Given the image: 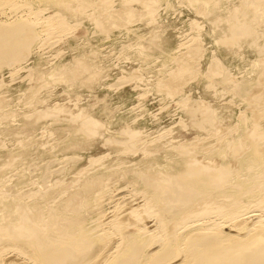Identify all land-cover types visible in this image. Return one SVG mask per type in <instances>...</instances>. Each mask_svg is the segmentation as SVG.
Listing matches in <instances>:
<instances>
[{"label":"rangeland","instance_id":"rangeland-1","mask_svg":"<svg viewBox=\"0 0 264 264\" xmlns=\"http://www.w3.org/2000/svg\"><path fill=\"white\" fill-rule=\"evenodd\" d=\"M99 1L101 0H98V2L96 0L90 5L92 0H88V2L86 0L84 13L80 15L71 14L70 12L64 13L56 6L50 7L51 5L37 4L40 7L44 6L46 8L42 7L43 9L41 12L47 10V13H42L41 17H50L51 15H56L58 12L61 17L66 18V22H68V25L70 26L68 27L69 29H65V31L68 32V35L64 30L63 32L66 34L61 32L63 37L62 40L60 39V35V37H56L57 34L60 33L58 29L59 32L55 31V33H57H54V35L51 36L53 40L56 38L55 41L46 37V40L44 41L45 43L42 41L45 39H43V37L47 36V34L44 35L47 32L43 27H40L41 21L38 22L37 20L35 22L33 19H29L22 24V27L12 28V25L19 19L21 14L19 12L17 13L16 10L9 9L4 12V15L2 14L0 16L1 19H5H2L1 21H7V24L10 23V25H7L8 28L0 27V34L4 32V36L0 38V142H2V145L0 144V172L2 174L1 177L6 175L7 178L9 177L10 172L12 173L10 174L11 176L14 174L12 171H16L17 173L18 171L23 170L28 178V188L39 187L40 189H44V187L49 186V183L51 185L53 183L52 181L55 183L58 179L60 180L62 178V180H60L62 184L68 183V181L76 178L78 175L77 173L82 170H85L86 172L89 170L91 171L93 165H90V162L92 158L104 159L101 160L102 162L100 161L101 163H99L98 160L97 162H91V164L96 163V168L94 165L92 171L93 169L98 170L103 166L99 165L104 161L103 164L105 165L102 169L107 168L106 171L104 170L105 174L108 171L111 175H103L104 179H102L101 183H112L114 181L113 184H115L116 187L114 192H117L116 194L112 192L113 195L109 198V202L106 201L105 203V206L107 207L106 209L110 211L115 204L116 206L119 203V205H121V203L124 205L128 200L129 202L132 200V202L141 200L138 196L139 193H137L141 188H139L140 186H138L137 182L133 184L136 187L130 186V184L129 186L124 184L123 188V182L119 180V178L123 173L128 172V168L130 169V167H137L138 164H143L144 160L146 161V157L147 159L153 157L156 158L159 166L163 168L166 167L167 170V164L176 160L177 156L179 157L180 155H183L181 150V154L179 153V149L183 147V149L186 150L189 146L190 148L188 149H191V151L187 149L189 153H187L188 156L185 154V157L191 160L190 162L199 157L201 158V161L200 158L198 159L200 162H203L204 160L209 161V159L214 158L215 156L217 160L224 159L225 161L231 162L229 161L228 156V160L226 157H223V154L225 153L224 151L227 152L230 149L225 150V148H223L225 146L222 145L232 139L235 140L241 133L243 135L246 133L245 129H239L238 131L236 129L238 124L242 125V120L245 116L248 113L251 114L249 110L252 102L248 101L246 91L252 92L255 89L257 83L254 84V82L257 80L256 77H259L256 75H260L259 67L264 64V7L258 10V18L254 23L252 22L257 33V35L255 33L253 36L256 40L253 41V37L241 38L238 43L235 44L236 46H231L230 44H218V42L227 40L231 37L229 25L232 22L233 16L237 14L236 12L240 11L242 0H220L219 4L217 6L215 5V8L210 6L209 0H158L157 3H154L155 5L153 4L155 7L152 9L153 11L151 10L153 14L151 13L149 16L146 15L147 8L144 3H151L154 0H108L109 3L114 2L113 5L111 4L112 7L110 9H116L117 11L105 12L102 17L104 16V19L108 20V22L110 18L114 16V18H119L121 21L129 23L126 25L122 23L120 26L118 25L116 27L112 24V28L110 25L109 28L104 31L97 29L93 20L99 15V10L102 9ZM94 4L97 5V7ZM244 8L246 10L249 7L245 6ZM129 9H132L130 11L133 12V16L132 14L130 16V21L126 19ZM234 9L239 11H234ZM90 11H92L93 14ZM88 13L89 15H87ZM47 14L49 16H47ZM22 15L24 16L26 14L24 13ZM23 16L22 18L24 19V17L26 18L28 15ZM71 16L72 18L70 19ZM85 16H87V18ZM67 18L70 22L67 21ZM10 20L13 22H8ZM29 22L35 23H33L34 25H31L32 23ZM70 23L73 25V28H71L72 25ZM74 24L77 26L76 28ZM26 27L29 28L26 30ZM42 29L44 31H42ZM28 30L29 33H25L28 32ZM64 35H66V37ZM32 36L34 37L32 38ZM22 37H25L26 39ZM12 38L19 39L23 43V48L16 58H9L8 56H5L3 52L8 48V41ZM39 40L41 41L39 42ZM182 43L185 45H190L191 43L199 47L198 56L195 58L196 62L191 64V69L189 68L190 70H193V73L185 81L182 80L184 82L183 84L182 81H174V69L176 68L175 66H177L176 62L178 63L177 56L180 57V54L184 51L182 48L184 45ZM258 45L261 49L259 52L257 50ZM256 58H262L259 67L256 64ZM218 61H221V66L223 65L222 67H224V70H227V72L230 73L229 78L232 77L231 80L229 78L227 81L226 79L223 80L221 76L213 75L210 72L211 65L213 66L216 62L219 63ZM76 62H81L85 68L81 65V68H75V73L71 75L70 72H68V67H71ZM31 66H34V68L32 69ZM24 67L28 68L25 69ZM22 68L24 69L22 70ZM10 70L15 73H12L13 75H11ZM25 70H27V73ZM217 71L218 73L222 72L220 69H217ZM38 72L41 73L36 74ZM28 73H32V75ZM235 79L237 80L234 81ZM228 80L229 82L233 81V83H229ZM70 81H74L75 83H71ZM242 84L246 87H250L248 88L250 90L241 91L238 89ZM165 85L168 88L165 87ZM160 87H163L164 90L167 88L166 90L169 92L161 90ZM236 87L237 89H235ZM1 98H4L3 102ZM263 102L264 101H261L260 106H262ZM195 106H198L199 108L197 107V109ZM192 108H194V110ZM189 110L190 112H188ZM41 111L55 113L57 119L56 117L46 119L50 118V116L44 118V120H42L43 118H36ZM82 111L83 113L85 112L84 115ZM191 111H193L192 114ZM29 113L32 116H30ZM212 113L214 115L210 117ZM8 114L9 116H7ZM79 114L83 117L85 116V120H88L87 122L98 121L97 125L99 131L97 134L87 138L81 137L79 130H77V133L76 131L71 132V126L73 125L71 122L73 121H70L69 124V118H65V115L66 117L74 118L75 115L79 116ZM200 114L204 115L200 116ZM193 115L196 117L193 118ZM209 119H211V122ZM261 119L260 122L262 123ZM34 120L36 122H34ZM7 123L9 124L7 125ZM65 125H67L68 128L67 126L65 128ZM102 126H104V128H102ZM213 127L216 128V131H214ZM47 128L49 129L47 130L48 132L45 130ZM129 128L137 130L139 134L137 137V145L140 146L135 145V150H137L133 153L127 152L126 146L128 145H118V141L115 140V138L117 140L121 138L123 139L124 135H122L121 130ZM227 128L230 129L225 131ZM51 129H54V132L52 130V133H49ZM57 129H59V131ZM211 131L213 132L211 133ZM64 132L66 134H64ZM119 132L121 133L119 134ZM215 132L222 136L229 132L230 134L228 135L230 137L226 135L229 138L225 136L222 138L219 136L220 138H217L215 137ZM159 133L162 134L160 135ZM233 133L234 135L236 134L235 138ZM107 137L110 139H107ZM209 137L213 138L209 139ZM214 137L217 139L215 140ZM224 137L225 139H223ZM169 139L171 141H169ZM220 139L222 143H219ZM205 140L208 142L206 143ZM224 140L226 141L224 142ZM21 141L23 144L25 143L27 148L22 146V143L19 144ZM153 141L155 142L154 144ZM168 141L169 143L171 142V144H168ZM3 143L4 145L6 144L5 147H3ZM181 143L186 144L185 146H182ZM194 143L204 145L205 148L208 144V153H206L204 146H201L203 147L201 148L198 144L197 146L193 145ZM76 144L78 147L76 146V148H72ZM177 144L179 145L177 146ZM215 144L217 148H214ZM220 144L222 147L218 146ZM171 145L175 146L174 149ZM32 146L34 148H32ZM20 147L22 148L20 149ZM178 147L180 148L178 149ZM209 147L214 150L211 149L212 151H210ZM175 148L177 150H175ZM139 150L140 153H138ZM149 150L153 152H150ZM144 152L148 154H145ZM168 152L171 155L168 154ZM230 152L231 154L233 153L230 150L226 155ZM64 155L68 158L65 159ZM202 156L204 157L202 158ZM62 157L64 159H62ZM10 159L12 162L15 161L14 164L17 167L14 164L11 168L4 167V165L6 166L5 163H8ZM72 159H75V161H71ZM232 162L231 165L234 164ZM97 163L99 165H97ZM138 167L141 166L138 165ZM29 169L31 172H27ZM125 169L127 171H125ZM36 170L37 172L38 170H42V172L37 173ZM114 170H116V172ZM58 171H61L60 174ZM64 172L65 174H63ZM74 172L77 175H75ZM34 175L38 176L35 178ZM128 176L132 181L136 180V176H134L133 172L129 173ZM64 177L68 178L66 179ZM56 178L57 181H55ZM116 182H119V184L122 185L119 186ZM31 183L35 186H32ZM11 184L12 183H8L6 185L8 186ZM36 184L39 186L36 187ZM100 187L102 188L101 185L96 187L93 194L101 191ZM130 188L131 190L134 188V190L131 191ZM130 193L133 194L131 195ZM130 197L132 200H130ZM118 200H120L119 203ZM129 228L136 233L134 227L130 226ZM92 259L96 258L93 256ZM91 261L93 264L96 260Z\"/></svg>","mask_w":264,"mask_h":264},{"label":"bare ground","instance_id":"bare-ground-1","mask_svg":"<svg viewBox=\"0 0 264 264\" xmlns=\"http://www.w3.org/2000/svg\"><path fill=\"white\" fill-rule=\"evenodd\" d=\"M85 1L86 0H0V16L2 14L4 15V12L9 9L16 10L17 13L19 12L21 15L25 13L26 15L29 16V18L28 16L25 18L24 16L26 15L24 16L22 15L24 17L23 19L22 16L19 14L20 15L19 19L14 22L12 28L22 27V24L27 22V20L29 19H33V21L35 22L38 20V22L41 21L40 27H43L44 30H46L47 32V33L44 32L45 34L43 33L44 35L47 34V36L43 37V39L44 38L45 39L42 42L46 40V37H49L50 39L51 36L54 35L55 31L57 32L60 31V33H58L57 36L56 35L55 36L56 37L61 36L60 39L62 40L63 37L61 34L64 33L63 30L65 31V29H69L68 27H70L68 25L69 23L66 22V18L61 17V15L58 14V12L56 13V15L53 16L51 15L50 17H41L42 13H47V10L41 12V10L43 9L42 7L44 6L40 7L37 4L51 5L50 7L56 6L59 7L60 10L63 11L64 13L70 12L71 14L80 15L84 13V9L86 6ZM95 1L96 0H92L90 5L93 4ZM157 1L158 0H154L151 3H147V2L144 3L146 5L145 7L147 8L146 15L149 16L152 13L151 10L155 5L154 3H157ZM219 1L220 0H209L210 6L215 8V5L217 6L219 4ZM99 4L101 5L102 9L99 10L100 13L98 11L99 15H97V17L93 19L97 29L104 31L107 28H109L110 25L112 28L113 26L112 24H114L115 25L114 27H116L118 25L120 26L122 23L125 25L129 23V22L126 23V21L125 22L121 21V19L119 18H114V16L111 17L108 22V20L104 19L105 17L104 16L102 17V15H104L105 12L117 11L116 9L115 10L110 9L114 4V2L109 3L108 0H101L99 1ZM95 6L97 7V5ZM245 6L246 7L248 6L249 8L245 10L244 8ZM262 7H264V0H242L241 2L242 10L241 8L240 11L234 9V11L236 10L239 12H236L237 14L233 16L232 22L229 25V32L231 34V37H229L227 40L218 42V44H230L231 46L232 45L234 46L236 43H238V41L241 38L253 37L256 33L253 23L258 18L257 15L259 13L258 10ZM130 10L132 9L128 10L129 13L127 14V18H126L128 21H130L131 19L130 16L133 13ZM48 14L47 16H49ZM87 15H89V13ZM85 17L87 18V16ZM68 18L67 21H69ZM71 18L72 16L70 17V19ZM2 19L0 18V21ZM11 20L8 22L12 23L13 21ZM33 23L31 25H34ZM7 25H10V23L7 24V21L0 22V27L2 28H8ZM76 27L77 26H75V28ZM27 28L29 27H26V30ZM71 28H73V25L71 26ZM44 30L42 29V31ZM25 33L28 34L29 30L28 32ZM66 33L68 35V32ZM2 36H4V32L0 34V38ZM64 36L66 37V35ZM33 37L34 36H32V38ZM55 39L53 40L51 38V40L53 41H55ZM255 40L256 38L253 37V41ZM40 41L41 40H39V42ZM8 44H9L8 48L3 51L4 55L8 56L9 58L10 57L16 58L23 48V43L19 39L12 38L8 41ZM182 44L184 45V47L182 46L184 51L182 52V54H180L181 55L180 57L177 56L178 63L176 62L177 66H175L176 68L174 69V78H175V79L173 78L174 81H182V80L185 81L187 78H189L190 75H192L193 70H190L191 69L190 66L191 64L196 62L195 58L198 56L199 53L198 51L199 47L196 46L195 44L194 45L191 43L190 45H185L184 43ZM257 50L258 52L261 51L259 45L257 47ZM261 59L262 58H258L256 61L258 67L260 65ZM218 62L219 63L217 62L214 63L213 66L211 65L210 72L213 75L221 76L223 80L226 79L227 81V79L230 77L229 75L230 73H228L227 70H224V67H222L223 65L221 66V61ZM81 65L83 66V68H85V66L81 62H76L72 66L70 65L71 67H68V72H70L71 75L74 74L75 68H81ZM28 67H24V68L26 69ZM24 68H22V70ZM33 68L34 66L32 67V69ZM216 68L220 69V71L222 72L218 73ZM259 68H260V72H259L260 75H256L259 77H256L257 80L254 82V84L257 83V86L252 92L246 91L247 94L246 97L248 98V101L252 102L251 108L249 110L251 114L248 113L245 116V118L242 120V125H239L237 123L238 127L236 130L238 131L239 129L240 130L245 129L246 133L244 135L241 133L240 135L237 136L235 140L234 139L230 140L231 139L230 138L229 139L230 141H227L225 144L223 143L222 145L225 146L223 147L225 148V150L230 149L233 152L232 154L230 152L228 155H226L230 150H228L227 152L223 150L225 152L223 154V157L224 158L226 157V159L229 157V161L231 162L233 161L232 162L234 163L233 165H231V162L225 161L224 159L217 160L215 158L216 156L214 158L209 159V161L204 160L206 162L204 161L200 162L201 158L199 157L200 161H198L199 158L197 159L195 157L196 159L190 162L191 160H189L185 156L187 155V153H189L188 150L191 151V149H188L190 148L188 146V148H186V150L187 149L188 150L186 151L182 147L185 146L186 143L185 144L181 143L182 148L179 149L180 147H178V149H179V153L181 150V153L183 155H180L179 157L177 156L176 160H173L175 159L173 158L172 159L173 161L170 163L168 162L169 164L166 165L168 166L167 170L166 167L163 168L159 166V164L156 161V158L154 157L148 159L146 157V161L144 160V163L143 164L141 163L142 165L137 163L141 167H138L137 165V167L136 166L130 167V169L126 168L128 172L123 173V175L120 176L119 178V180L123 182V185L122 184L121 185L122 187L124 186V184H127L126 186H129V184L130 186H135L133 184L137 182L141 190L139 189L138 192L136 190V192L139 193L138 196L141 200L132 202L133 200L130 197V200L132 201L129 202L128 200L126 204L124 203V205H122L123 203L119 205L120 200H118L119 204L117 206L115 204V206H113L112 209L110 208L111 209L110 211L106 209L107 207L105 206L106 205L105 203L106 201L109 202L108 201L109 198H111V196L113 195L112 192L115 191L116 187L115 184H113L114 181L112 183L110 182L106 183L105 182L106 179H105L104 180L105 183H101L102 179H104L103 175L108 176L110 174V172L108 171L106 172V174L108 175L105 174L104 170L106 171L107 168L102 169L103 166L105 165L103 164L104 161L100 165L97 163V165L99 166L103 165L98 170L93 169L92 171V167L94 165L96 168V163L91 164V162L92 163L97 162L98 160L99 163H101L102 162L101 160L104 159L92 158V160L90 159L91 160L90 165H93L91 167V171L89 170L88 172H86L85 170H82L81 172L77 173L78 175L74 172L75 175H77V177L71 181H68V183L62 184V182H60L62 178L60 180L58 179V181L56 178L55 181L57 182L54 183V181H52L53 183L51 185L49 183V186L47 184L48 187H44V189L43 188L40 189L38 187L39 186L38 184H36L37 185L36 187L38 188L35 187L28 188L27 187V183H29L28 178L23 170L18 171L17 173L16 171L15 172L12 171L14 174L10 176V174H12L10 172L9 177L7 178L6 175L1 177L2 174L0 172V264H92L91 260H96L93 264H264V105H263L264 102L262 103V106H260L261 101H264V64ZM25 71L27 73V70ZM12 73L14 74L15 72H11L10 74L13 75ZM39 73L41 72H38L36 74ZM207 73H208V69H207ZM28 74L32 75V73H28ZM229 79L231 80L232 77ZM237 79H235L234 81H236ZM230 82L233 83V81ZM183 83L184 82L182 81V84ZM165 87L167 86L165 85ZM160 88L161 90L165 91L168 87L165 90L163 87ZM248 88L250 87H246L244 84H242L238 89H240L241 91L250 90ZM235 89H237V87ZM3 99L1 98L2 102ZM195 107L197 108L198 106ZM192 109L194 110V108ZM188 112H190V110ZM192 112L193 111H191V114ZM51 113L46 111L45 112L41 111V113H39L37 117L36 116L33 117H36L38 119L43 118L42 120H44V118L49 116L50 118H46V119H51L52 117H56L55 113L52 114ZM201 115L202 114H200V116ZM213 115L214 114L212 113L210 117ZM7 116H9V114ZM196 116L193 115V118ZM65 118H69L68 120L69 124L70 121H73L71 122V124H73L71 126V132L76 131L77 133L78 132L77 130H79L81 133V137L88 138L97 134V132L99 131L97 125L98 121L87 122L88 120H85L86 117L85 116L83 117L81 114H79V116L75 115L74 118L66 117L65 115ZM211 119H209L210 122ZM260 119L262 120V123L260 122ZM35 120L34 122H36ZM8 124L9 123H7V125ZM66 126L67 125H65L64 127L66 128ZM102 128H104V126H102ZM59 129L57 130L59 131ZM229 129L227 128L225 131ZM45 130L47 131L49 129L47 128ZM52 130L54 132V129H51L49 133H52ZM122 130L121 132L122 135H124L123 136L124 138L118 140L115 138V140L118 141L117 142L118 145L120 144H122L123 146L128 145L126 146L127 152L129 153L136 152L137 149L135 150V145H137L138 143V138H137L139 136L138 131L130 128L123 131ZM214 131H216V128H214ZM65 132L64 134H66ZM121 132H119V134ZM212 132L213 131H211V133ZM217 132H215L216 134L215 137L217 138H220L219 136H221V138L223 136L228 137L229 136L228 134H230L228 132L222 136ZM233 132L235 133L234 130ZM234 133L233 136L235 138L236 134L234 135ZM208 136H207V140H208ZM215 137L214 139L216 140L217 138ZM225 137L223 139H225ZM108 138L109 137H107V139ZM211 138L213 137H209V139ZM226 140H224V142ZM22 141L19 142V144H21ZM154 141L153 144L156 142ZM169 141L171 140L169 139ZM169 141L167 143L171 144V142L169 143ZM210 141H209V145H210ZM207 142L208 141H206V143ZM220 142L221 139L219 143ZM1 143L2 142H0V144ZM192 143H191V147H192ZM199 143H197L199 147L204 146L201 144L199 145ZM197 144L194 143L193 145L197 146ZM5 145L3 147H5ZM21 145L26 147L25 143L24 144L22 143ZM178 145L179 144H177V146ZM76 146L78 147V145L76 144L72 148H76ZM206 146L208 147V144ZM218 146H221V144ZM172 147L174 149L175 146ZM207 147L205 148L204 146V149H206V153H208ZM215 147L217 148L216 144L214 148ZM21 148L22 147H20V149ZM32 148L34 147L32 146ZM182 149L185 151L182 152L183 151ZM209 149L210 151L214 150L213 148L210 147ZM175 150L177 149L175 148ZM138 153H140V150L138 151ZM168 154L170 153L168 152ZM64 157L65 159L68 158L65 155ZM203 157L204 156H202V158ZM11 159L8 163H5L6 166L4 165V167L11 168L13 166L15 161L12 162ZM62 159L64 158L62 157ZM71 161L74 162L75 159L74 160L72 159ZM126 169L125 171H127ZM28 171H30V169L27 170V172ZM61 171H58L59 174ZM114 171L116 172V170ZM38 172H42V170L40 171L38 170ZM132 172L134 173V176H136L135 177L136 180L133 181L131 178L129 179L128 176V174ZM63 174H65V172ZM34 176L36 178L38 175L37 176L34 175ZM35 178L34 180L36 181ZM8 183L9 184L12 183V184L7 186L6 184ZM116 184L121 186L119 182H116ZM33 185L34 184H32V186ZM100 185L102 186L103 189L100 187L101 191L93 194L96 187H99ZM116 192H114V194H116ZM130 226L135 228L136 233L135 231L130 230L129 228ZM93 256L96 259H92Z\"/></svg>","mask_w":264,"mask_h":264}]
</instances>
